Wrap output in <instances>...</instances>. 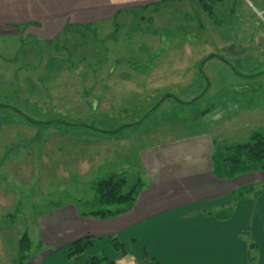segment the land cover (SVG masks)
I'll list each match as a JSON object with an SVG mask.
<instances>
[{"label": "rangeland", "instance_id": "rangeland-1", "mask_svg": "<svg viewBox=\"0 0 264 264\" xmlns=\"http://www.w3.org/2000/svg\"><path fill=\"white\" fill-rule=\"evenodd\" d=\"M263 12L264 0H181L38 36L43 24L0 34V264H21L25 234L24 264H73L67 248L44 246L41 218L95 212L97 183L114 175L144 189L153 175L143 151L159 149L149 165L209 159L217 170L227 151L193 141L198 133L212 125L224 147L249 142L241 100L264 102ZM108 239L88 251L114 249Z\"/></svg>", "mask_w": 264, "mask_h": 264}, {"label": "crops", "instance_id": "crops-1", "mask_svg": "<svg viewBox=\"0 0 264 264\" xmlns=\"http://www.w3.org/2000/svg\"><path fill=\"white\" fill-rule=\"evenodd\" d=\"M175 1L181 0H0V34H8L19 24H43L38 36L46 30L58 32L67 23L104 22L122 10ZM260 100L259 95L250 104L242 98L240 133L250 137L264 133V102ZM209 126L193 140L208 141V150L214 142L227 141L214 136L216 130ZM170 143L162 150L180 147ZM158 151L141 153L144 174L148 178L149 170L153 179L145 183L132 211L103 220L80 217L73 206L58 208L40 220L44 246L60 250L87 237L100 240L97 243L117 238L126 248V257L107 245L99 250L94 247L89 255L104 253L117 264H249L253 242L257 264H264V171L234 172L225 165L213 170L209 159L176 164L156 160L149 165ZM141 234L145 245L139 241Z\"/></svg>", "mask_w": 264, "mask_h": 264}, {"label": "trees", "instance_id": "trees-1", "mask_svg": "<svg viewBox=\"0 0 264 264\" xmlns=\"http://www.w3.org/2000/svg\"><path fill=\"white\" fill-rule=\"evenodd\" d=\"M213 2L221 0H211ZM204 2V1H201ZM208 5V4H207ZM209 6V5H208ZM214 57V56H210ZM216 149L227 151L222 159L217 161V168L220 166L233 167L234 172L246 171H264V133L256 132L251 135L249 142L244 144H234L224 147L225 144L215 142ZM125 178L119 176L108 177L97 183L96 195L100 209L90 214H82L86 217H94L98 219H109L129 212L135 205L138 196L143 189V183L137 181L128 188ZM116 207V209H110ZM98 240L96 238L87 237L73 242L67 247V258L73 261V264H117L110 260L106 254L88 256L86 252ZM111 243L118 253L127 256L125 246L116 238H112ZM19 262L24 264L27 261V252L31 248V241L28 234H25L20 240ZM257 247L251 242L249 247V264H257Z\"/></svg>", "mask_w": 264, "mask_h": 264}, {"label": "built area", "instance_id": "built-area-1", "mask_svg": "<svg viewBox=\"0 0 264 264\" xmlns=\"http://www.w3.org/2000/svg\"><path fill=\"white\" fill-rule=\"evenodd\" d=\"M261 16H264V12L263 13H260Z\"/></svg>", "mask_w": 264, "mask_h": 264}, {"label": "flooded vegetation", "instance_id": "flooded-vegetation-1", "mask_svg": "<svg viewBox=\"0 0 264 264\" xmlns=\"http://www.w3.org/2000/svg\"><path fill=\"white\" fill-rule=\"evenodd\" d=\"M247 78H249V76Z\"/></svg>", "mask_w": 264, "mask_h": 264}]
</instances>
